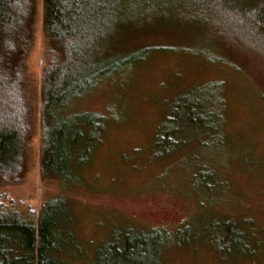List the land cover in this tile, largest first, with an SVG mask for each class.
Listing matches in <instances>:
<instances>
[{
	"label": "rangeland",
	"instance_id": "rangeland-1",
	"mask_svg": "<svg viewBox=\"0 0 264 264\" xmlns=\"http://www.w3.org/2000/svg\"><path fill=\"white\" fill-rule=\"evenodd\" d=\"M36 1L23 69L25 174L0 183V209L35 219L47 199L63 195L78 254L66 264H129L124 245L135 235L148 237L147 250L130 264H264V60L158 11L127 19L112 52L121 58L145 46L146 55L71 102L73 111L100 114L104 129L80 181L64 184L41 171L39 86L49 56ZM147 17L153 23H138ZM184 99L207 104L210 127L185 130L162 149L155 135ZM244 218L262 253L244 255L236 241L210 234L214 221ZM112 239L122 251L116 262L102 249Z\"/></svg>",
	"mask_w": 264,
	"mask_h": 264
},
{
	"label": "trees",
	"instance_id": "trees-1",
	"mask_svg": "<svg viewBox=\"0 0 264 264\" xmlns=\"http://www.w3.org/2000/svg\"><path fill=\"white\" fill-rule=\"evenodd\" d=\"M36 10V0H0V183H18L25 174L29 118L23 69L33 43ZM153 11L264 60V0H41V31L49 56L39 86L43 175L64 184L80 181L79 170L88 161L84 158L91 153L90 144L99 142L104 121L100 114L71 110V102L146 55L143 46L119 58L111 45L127 19ZM148 20L138 23H153ZM185 100L170 108L173 124H163L155 135L162 149L171 147L173 136L185 130L210 127L207 104ZM196 109H202L203 115H197ZM210 226V234L236 241L244 255L261 251L249 218L235 225L221 219ZM147 239L135 235L131 242L126 240L129 264L144 256ZM76 245L63 195L47 199L35 219L13 208L0 209V264H66L67 259L77 258ZM117 245L112 239L102 246L105 257L113 256L115 262L122 254ZM133 252L139 256L129 257Z\"/></svg>",
	"mask_w": 264,
	"mask_h": 264
}]
</instances>
